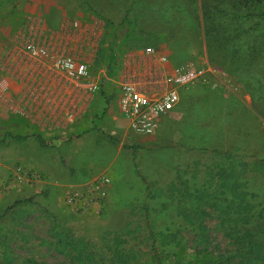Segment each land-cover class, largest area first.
I'll list each match as a JSON object with an SVG mask.
<instances>
[{
  "label": "rangeland",
  "instance_id": "374dc122",
  "mask_svg": "<svg viewBox=\"0 0 264 264\" xmlns=\"http://www.w3.org/2000/svg\"><path fill=\"white\" fill-rule=\"evenodd\" d=\"M59 1L105 20L117 48L166 51L202 76L156 133L131 136L117 93L69 84L75 97L41 100L35 22L25 0H0V264H264V22L242 17L264 4ZM157 69L150 91L165 87ZM61 111L69 128L39 130Z\"/></svg>",
  "mask_w": 264,
  "mask_h": 264
},
{
  "label": "crops",
  "instance_id": "0c3cea01",
  "mask_svg": "<svg viewBox=\"0 0 264 264\" xmlns=\"http://www.w3.org/2000/svg\"><path fill=\"white\" fill-rule=\"evenodd\" d=\"M23 10V16L29 21L31 18L35 22L33 32L35 42L47 46L55 53L75 56L85 61L91 71L92 79L104 90L105 95L107 93H117V102H119L120 86L123 81L132 79L139 84L140 89L150 91L151 89L147 88L151 81H155V75L159 71L157 68L160 67L162 69V73L159 74L163 79L175 69V62L170 59L166 51H157L156 54L154 50V53L150 54L146 52L147 47H133L127 43V40L122 42L120 48H117L110 42V37L106 33L105 20L89 13L70 12V9L59 0H25ZM11 48L13 51L16 49V47L8 46V49ZM111 48L113 49L114 57L113 61L109 63ZM26 54L34 59V56L27 51ZM163 56L165 59H163ZM37 58L35 56V61H33L35 63L30 62V64L41 75L36 78L37 84L46 86V91L42 93L41 100H69L75 97L69 84H76L63 76L49 61ZM110 69L113 70L112 75L110 74ZM194 84L176 86L179 96L184 87H190ZM77 86L83 88L82 85ZM179 105L180 100L168 114L161 117L155 133L163 126L167 117L178 109ZM66 110H69L68 106ZM119 114L127 127L125 128V133L131 136L135 135V137L145 135L133 132L129 128L126 118L121 112ZM43 115H41L39 121V130L41 132L46 131L52 134L53 130L61 131L65 127L67 129L71 126L66 124L65 115H62V111L59 115L55 113L47 114L45 117ZM29 137L28 135L27 138ZM34 137L36 138V135ZM40 138L41 142L46 145L44 138L42 136ZM140 139H144V137L142 136Z\"/></svg>",
  "mask_w": 264,
  "mask_h": 264
},
{
  "label": "built area",
  "instance_id": "2783aa9c",
  "mask_svg": "<svg viewBox=\"0 0 264 264\" xmlns=\"http://www.w3.org/2000/svg\"><path fill=\"white\" fill-rule=\"evenodd\" d=\"M25 50L41 60L49 61L63 76L76 85H82L90 92L98 88V84L92 79L88 64L80 58L55 53L47 46L35 41L27 42ZM146 52L151 54L154 50L147 47ZM163 59H165L164 56ZM202 69L197 68L192 62L181 65L164 78L165 84L169 85H165L158 91L142 90L133 80L123 81L120 86L119 107L128 121L129 128L135 133H155L161 117L168 114L180 100L176 86H186L199 80ZM104 181L108 182L107 179ZM64 199L70 206L80 208L85 203L86 196L80 192H69ZM94 199L96 198L91 197V200Z\"/></svg>",
  "mask_w": 264,
  "mask_h": 264
},
{
  "label": "trees",
  "instance_id": "16d2710c",
  "mask_svg": "<svg viewBox=\"0 0 264 264\" xmlns=\"http://www.w3.org/2000/svg\"><path fill=\"white\" fill-rule=\"evenodd\" d=\"M235 1L238 2L239 4L243 5L244 7H247V8L251 7V1H259V2H262L264 4V0H235ZM250 9L251 10H249L247 13L242 15L243 18H255V19H258L259 21L264 22V6L261 9H256V8H250ZM113 57H114L113 49L111 48L110 52H109V63H111L113 61ZM27 137H28V135L15 136L14 138L17 140H25ZM36 138L41 143V145H45L44 143L41 142V138L39 135H36ZM107 139L110 142H114V139L112 136H108ZM256 161L261 163V164H264L263 158H259ZM151 249H152V254L154 256V259L156 260V262L160 263V253H159V250L157 249V247L155 246V243H152Z\"/></svg>",
  "mask_w": 264,
  "mask_h": 264
}]
</instances>
